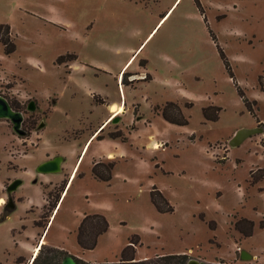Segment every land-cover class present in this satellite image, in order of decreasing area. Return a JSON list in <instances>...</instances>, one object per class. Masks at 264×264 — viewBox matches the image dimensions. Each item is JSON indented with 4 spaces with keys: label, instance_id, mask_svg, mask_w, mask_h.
I'll return each instance as SVG.
<instances>
[{
    "label": "rangeland",
    "instance_id": "obj_1",
    "mask_svg": "<svg viewBox=\"0 0 264 264\" xmlns=\"http://www.w3.org/2000/svg\"><path fill=\"white\" fill-rule=\"evenodd\" d=\"M1 25L10 27L16 51L8 56L0 43V96L19 104L26 136L0 120V264L27 255L21 243L49 215L44 207L72 173L36 264L50 258L62 264L57 247L92 264L74 254L81 253L82 216L91 214L104 215L110 225L95 250L86 251L100 262L94 264L117 263L133 236L140 238L142 258L264 264V180L251 183V172L264 168V135L230 145L237 131L264 123V0H0ZM59 57H66L63 64ZM124 64L125 92L109 73ZM238 88L256 102V116ZM113 102L122 114L93 140L122 132L127 142L115 146L122 156L103 159L105 145L89 149V143L78 159ZM167 102L180 105L187 126L169 124L155 111ZM210 106L221 109L215 122L203 115ZM46 156L63 158L62 172L38 173ZM97 162H115L110 183L92 175ZM15 181L21 185L9 195ZM154 187L172 213L152 204ZM243 218L254 222L250 238L235 228Z\"/></svg>",
    "mask_w": 264,
    "mask_h": 264
},
{
    "label": "trees",
    "instance_id": "obj_2",
    "mask_svg": "<svg viewBox=\"0 0 264 264\" xmlns=\"http://www.w3.org/2000/svg\"><path fill=\"white\" fill-rule=\"evenodd\" d=\"M0 43L5 48V54L11 55L16 51V46L12 42L10 38V27L7 25H1L0 26ZM222 59L224 60L226 69L228 70L230 77L233 79L234 75L232 72V69L230 67V64L227 60V57L225 56L224 52L222 50H219ZM66 57H59L57 60V64H63L64 59ZM125 78L126 75L123 78V84H125ZM262 77L259 78V85L262 92H264V84L262 82ZM239 95L243 102L245 103L248 110L251 112L252 115H255L254 112V105L256 102L250 101L244 91H242L240 88ZM6 99L10 102L11 106L14 110L19 111V104L14 103L9 98L6 97ZM189 106H192V104H189ZM155 111L169 124L177 125V126H187L188 120L185 118L182 109L178 103L175 102H167L162 107H156ZM221 112V109L215 106H210L203 109V115L206 120L208 121H217L219 119V113ZM259 123V127L263 129V135H264V123ZM100 136H98L99 138ZM110 139H120L123 142H127V138L124 136L122 132H117L115 134L109 135ZM115 162H109L107 164L103 162H97L92 167V175L94 178L100 182L104 183H110L113 179V170L115 169ZM264 180V168L258 169L256 172H251V183L256 184L260 181ZM65 182L63 185V189L66 186ZM61 190V191H62ZM60 191V194H61ZM150 198L152 204L155 206V208L160 213H172L174 211L173 207L169 204L168 200L163 196V194L154 187L150 193ZM60 201V196H58L54 200L48 201V206H45L47 208L49 215L45 218L41 217L39 221L35 222L36 227L40 228H46L45 223H41V219H49L51 213L57 209L58 203ZM9 211H12V208L9 209ZM48 221V220H47ZM263 226V225H262ZM109 222L107 218L102 214H91V215H85L82 219L78 229H77V236H76V242L79 246V248L83 251H93L98 245L99 238L106 234L109 231ZM264 227V226H263ZM236 230L241 233V235L244 238H250L253 236L254 233V222L249 219H239L235 224ZM140 245V238L139 236H133L129 238L127 246L122 250L120 255V260L117 263H110V264H187L188 256L187 255H167L163 257H159L156 259H147V260H137L136 259V253L137 248ZM46 247V246H44ZM43 248L40 251L38 257L35 259L33 264H36L39 260ZM57 252L61 255H63V259L68 255L64 250H57ZM22 258L17 259L16 264H21ZM79 261V260H78ZM52 259L50 258L45 262V264H52ZM81 262V261H79ZM83 263V262H81Z\"/></svg>",
    "mask_w": 264,
    "mask_h": 264
},
{
    "label": "crops",
    "instance_id": "obj_3",
    "mask_svg": "<svg viewBox=\"0 0 264 264\" xmlns=\"http://www.w3.org/2000/svg\"><path fill=\"white\" fill-rule=\"evenodd\" d=\"M129 50V49H128ZM126 65L127 64H124V65H122V69L119 71V73L118 74H114L113 72H109L110 73V75H111V77L114 79V81H116L117 82V84H118V86L120 87V89H121V91H123V92H125V90H126V88L124 89V84L122 85V83H123V80H122V83H121V78H124V76L126 75V73L125 74H123V72H124V69H125V67H126ZM109 71V70H108ZM115 75V76H114ZM123 76V77H122ZM115 102H113V103H111L109 106H108V112H109V115L111 116L112 115V113H111V111H110V108H111V106H112V104L113 105H115V104H117V103H115ZM118 106H120L121 104L120 103H118L117 104ZM124 109H125V107H124ZM109 116V117H110ZM109 117L107 118V119H104L103 121H101V123L99 124V126L96 128V130L94 131V133L92 134V136L86 141V142H84V145H83V147H82V149H81V151H80V155H79V157H78V159H80L82 156H83V154H84V152L86 151V149H87V145L89 144V142H90V140L95 136V134H97L98 132H99V130L103 127V125L104 124H106L107 123V120L109 119ZM111 119V118H110ZM114 121V120H113ZM111 125V124H110ZM109 125V126H110ZM109 126H107L106 128H108ZM106 128L104 129V130H106ZM102 133V132H101ZM101 133H99L98 134V136L101 134ZM98 136L91 142V144H90V146H89V149L93 146V145H95V144H97V143H103V145H105V147H106V154H104L103 156H101V158H103V159H109L108 158V156L110 155V154H112L113 155V157L115 158V157H121L122 156V154H120V152H118V150L117 149H115V146H117V142H123L122 140H120V139H115V140H113V139H110V140H104L103 142H98ZM89 149H88V151H89ZM88 151H87V153H88ZM87 153H86V155H87ZM85 155V156H86ZM27 155H23V157H26ZM113 158V159H114ZM51 159H53V157H45V158H42L40 161H39V163H37V165L36 166H39L40 164H42V163H44V162H47V161H49V160H51ZM78 164V163H77ZM76 168V167H75ZM75 168H74V170H75ZM30 175L32 176V177H35L36 176V173H35V169H34V171H31L30 172ZM73 177H74V173H72L71 174V176L69 177L70 179H68L67 180V183H66V186H65V188H64V190H62L61 191V194H60V201H59V203H58V206L60 205V203H61V201H62V199H63V195H64V193L66 192V190H67V188H68V186L70 185V182L72 181V179H73ZM75 181V180H74ZM73 181V182H74ZM41 186V191H42V196H43V200L41 201V206L43 207L44 205H45V203H46V199L44 198V191H43V185L41 184L40 185ZM30 202V205L32 206H34V205H36V204H34L33 203V201H29ZM58 206H57V208H58ZM41 207V208H42ZM57 210V209H56ZM101 211V210H100ZM55 213H56V211L54 210L52 213H51V215H50V217H49V219H48V221H47V224H46V228H40V227H38V229H35L33 232H31L30 233V238H29V241H27V242H22L21 244L23 245V247L21 248L22 249V251L24 252V253H26L27 255L26 256H23V255H21V257H24L26 260H28V261H31L32 260V258L34 257H37V255L39 254V252H38V254L36 255V250H38L39 248H42V246L44 245V246H46L47 244V237L48 236H46L45 237V235H46V232L48 231V229H49V226H50V224H51V222H52V220H53V217H54V215H55ZM85 216V215H84ZM84 216H82V219L84 218ZM81 219V220H82ZM53 223H54V221H53ZM53 225V224H52ZM52 227V226H51ZM46 241V242H45ZM42 243H45V244H43L42 245ZM40 245H41V247H40ZM127 245V244H126ZM126 247V246H125ZM124 247V248H125ZM123 248V249H124ZM122 249V250H123ZM81 250V249H80ZM122 252V251H121ZM140 251H138L137 253H136V259L137 260H146V259H148V258H150V257H140ZM75 255L76 254H78V256L79 257H82V259L84 260V261H86L87 263H92V264H94V263H100L97 259H93L92 257H89V254H86V251H83V250H81V253H79V252H76V253H74Z\"/></svg>",
    "mask_w": 264,
    "mask_h": 264
},
{
    "label": "water",
    "instance_id": "obj_4",
    "mask_svg": "<svg viewBox=\"0 0 264 264\" xmlns=\"http://www.w3.org/2000/svg\"><path fill=\"white\" fill-rule=\"evenodd\" d=\"M29 111H35L36 110V104L35 102H30L28 106ZM0 120H7L12 123V128L15 134H17L20 137L26 136V131L23 129V123H24V114L20 111H16L11 106L10 102L3 96H0ZM118 120H115L114 122H117ZM43 125V124H42ZM40 126V128L42 127ZM44 126V125H43ZM263 134V129L260 127L252 128V129H241L235 133V135L230 140V145L232 147H238L241 144H243L247 139H250L251 137ZM64 162V159L61 157L53 158L47 162H44L40 164L37 168V172L40 174H54V173H60L62 172V163ZM21 185V181H15L7 188V192L9 195H11L14 191L18 189V187ZM8 205L12 209H14V205L12 203V199L9 200ZM250 255L246 252H242L241 258L243 260H249ZM62 264H83L79 262L76 258H74L72 255H67ZM187 264H208L205 262H200L195 259H190Z\"/></svg>",
    "mask_w": 264,
    "mask_h": 264
},
{
    "label": "bare ground",
    "instance_id": "obj_5",
    "mask_svg": "<svg viewBox=\"0 0 264 264\" xmlns=\"http://www.w3.org/2000/svg\"><path fill=\"white\" fill-rule=\"evenodd\" d=\"M123 84V83H122ZM110 111H111V113H112V115L109 117V119L107 120V123L106 124H108L110 121H113V119L115 118V117H117V116H119L120 114H122V111H123V108L120 106H117L116 104L115 105H112L111 106V108H110ZM111 118V119H110ZM111 123V122H110ZM106 124H104L103 126H105ZM93 140V138L90 140V141H92ZM89 143H91V142H89ZM156 146V148L157 147H159L158 145H155ZM108 158L109 159H113L114 157H113V155L112 154H110L109 156H108ZM65 194V193H64ZM64 196V195H63ZM4 199L2 198V199H0V205L1 204H4ZM56 211V210H55ZM46 242V241H45ZM44 243H42V245H43ZM41 251V248H39L38 250H36V254L38 253V252H40Z\"/></svg>",
    "mask_w": 264,
    "mask_h": 264
},
{
    "label": "flooded vegetation",
    "instance_id": "obj_6",
    "mask_svg": "<svg viewBox=\"0 0 264 264\" xmlns=\"http://www.w3.org/2000/svg\"><path fill=\"white\" fill-rule=\"evenodd\" d=\"M36 108H37V106H36ZM5 203V202H4ZM3 205V204H2ZM6 208H7V210H9L10 209V205H8L7 204V206H6ZM40 247H41V245H40ZM44 247V245L42 246V248ZM57 250H61L60 248H56ZM42 250V249H41ZM40 253V252H39ZM38 254V253H37ZM36 254V255H37ZM39 255V254H38ZM38 255H37V257H38ZM37 257H33L32 258V260L31 261H28V260H26L24 257H20V258H22V260H23V262L21 263V264H33L34 263V261H35V259L37 258ZM19 259V258H18ZM64 260V259H63ZM17 261V260H16ZM16 261H15V264H16ZM63 262V261H62Z\"/></svg>",
    "mask_w": 264,
    "mask_h": 264
}]
</instances>
